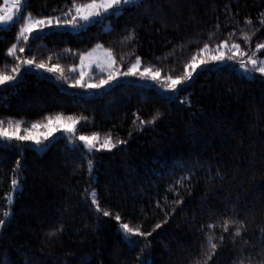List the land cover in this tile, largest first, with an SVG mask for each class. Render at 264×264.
Instances as JSON below:
<instances>
[{"label": "trees", "instance_id": "obj_1", "mask_svg": "<svg viewBox=\"0 0 264 264\" xmlns=\"http://www.w3.org/2000/svg\"><path fill=\"white\" fill-rule=\"evenodd\" d=\"M70 4L26 0L23 12L59 17ZM261 13L264 0H142L139 7L111 12L79 31L53 30L28 42L16 40L21 20L0 30V70L10 71L16 63L7 48L18 43L25 51L17 55L59 64L68 77L62 86H69L77 76L72 66L79 65L80 53L100 44L113 50L122 70L140 55L144 66L160 67L161 75L182 74L183 64L205 42L214 48L221 40L236 39L248 48L239 34L254 28L259 31L251 47L264 42ZM131 29L135 37L128 39ZM33 66L22 65L12 86L0 91V118L21 120L27 127L49 114H74L87 118L77 123V136L96 131L101 138L110 133L128 143L87 157L94 161L91 173L87 158L68 145L66 136L49 139L44 151L25 147L20 152L0 144V218L5 209L11 211L0 229V264H137V253L148 241L146 264H193L203 255L201 246L208 248L206 233L215 239L221 231L200 225L229 214L245 220L246 228L235 242L225 233L209 264H264V80L259 73L256 79L247 78L229 63L200 68L178 95L166 96L130 80L87 96L63 88ZM102 75L106 73L95 79ZM181 97L190 99L191 106ZM157 110L162 118L138 130L137 113L151 119ZM17 156L22 160L21 183L13 190L10 179ZM187 169L191 194H185L182 207L167 223L152 231L164 219L157 200L165 203L166 194L169 201L176 198L169 185ZM217 170L222 179L215 177ZM93 188L102 207L119 212L151 236L134 238L135 246L126 243L114 215L101 213L98 218L90 198H84V190ZM60 224L64 231L49 237V229Z\"/></svg>", "mask_w": 264, "mask_h": 264}, {"label": "snow or ice", "instance_id": "obj_2", "mask_svg": "<svg viewBox=\"0 0 264 264\" xmlns=\"http://www.w3.org/2000/svg\"><path fill=\"white\" fill-rule=\"evenodd\" d=\"M142 0H71L70 6L67 11L62 12L61 16H33L31 11H27L25 14L22 10L26 7V0H4L3 4H0V25H7L9 22H19V31L16 34V40L29 41V36L34 31L43 30L49 26H63L70 25L73 28L83 27L88 22L92 21L96 17H101L110 12L120 14L127 8L139 7ZM245 20L249 25L253 24L251 17H246ZM259 24L264 26V13L260 14ZM259 29L254 28L252 32L241 31L240 37L243 39V43L248 45V48L241 46V43L236 39H233L231 43L227 39L221 40L214 48H210L208 42H205L203 46L196 50L186 63L183 64L182 74H165L161 75V68L148 64L144 66L142 63V57L135 55L134 59H130V62L126 67H122L117 63V58L113 54L111 48L103 49L105 57L101 62L100 57L93 58V53L96 49L103 48L102 45L97 44L96 49L90 52L80 53V71L79 74L70 81L72 86H78L83 89H101L106 85H110L112 82L122 77H138L141 80L155 82L163 92H171L179 94V91L188 84L193 78V74L197 72L202 66L210 67L213 65H220L221 68L228 66L229 62H234L247 78L256 79V73L264 80V42H256L255 47H251L253 37ZM236 29L232 30L235 33ZM229 33V35H232ZM135 37V30L131 29L128 34V39ZM17 51L23 53L25 48L18 43H12L7 48V53L12 56L16 63L11 66L10 71L0 70V91L12 86V82L17 80V74L20 73L23 66H35L36 69H46L48 72H58L61 75L58 79L67 80L68 77L63 76V70L59 64H47L44 60L36 62L32 57H22L17 55ZM205 55L201 56L200 54ZM258 53H261L258 55ZM134 54L129 53V57ZM123 57H121V60ZM85 60L88 61L87 65ZM96 64L100 67L106 75H102L99 79L93 80L90 76L86 78L87 67H91ZM75 70L76 65L72 66ZM165 99H169L165 97ZM182 102L191 106L192 101L184 97L180 98ZM163 113L157 110L155 114L151 116V119H143L137 113V120L135 121L140 125L138 130H143L146 125H154L159 119H161ZM81 120H87L86 117L79 115H65L58 112L55 115H46L41 119L33 120L27 127H22V121L13 118H0V144L11 146L22 152L25 147H32L34 150H45L51 141L49 137H53V133L57 129L62 128L63 133L66 134L68 145L80 151L82 156L87 158L95 154L97 150H112L118 145L127 144V140L114 138L110 133L101 138L100 133L92 131L91 133L79 132L77 136V123ZM41 128L43 129L41 131ZM131 131L128 135L131 136ZM87 168L89 173L94 168V161L91 158H87ZM182 166V165H181ZM22 168V160L20 156H17L15 164L12 169V176L10 179V185L13 190L20 186L21 180L19 178ZM216 178L222 179L223 176L219 170L215 173ZM191 169H187V174L174 181L169 185L168 191L175 194V199L169 201L167 194L164 196L165 203L161 204L157 200V207L164 212V219L159 220L154 225L152 231L161 228V226L167 223L168 218L172 217L177 212L178 208L182 207L185 200V194L190 195L192 192V186L186 181L191 180ZM84 198L87 200L90 198L91 206H94L96 213L103 214V216L114 215L115 220L118 222L121 238L130 246H135L136 237L147 238L151 236L152 232L144 231L140 226H132L129 222L124 221L119 212L113 214L111 210L101 206L100 199L96 189L84 190ZM12 196H8V200L11 201ZM170 209V210H166ZM4 218H0V229L6 226L7 218L11 215L9 209H5L2 213ZM234 226V231L230 232V229ZM211 230L219 228L220 234L217 238H213V235H207L208 248L205 250L202 247V257L194 259L193 264H209V261L213 260V257L217 254V249L221 247L225 242V233H229L235 242L241 237V233L245 230V220L235 218L231 214L221 215L214 219L212 222L205 225H200L201 229ZM64 231V225L49 229L47 235L54 237ZM150 247V241L141 246L140 252L137 253V264H146L147 258L144 257V249ZM85 264H90V261H86Z\"/></svg>", "mask_w": 264, "mask_h": 264}, {"label": "rangeland", "instance_id": "obj_3", "mask_svg": "<svg viewBox=\"0 0 264 264\" xmlns=\"http://www.w3.org/2000/svg\"><path fill=\"white\" fill-rule=\"evenodd\" d=\"M4 0H2V4H3ZM23 11V10H22ZM111 13V12H110ZM109 14V13H108ZM107 14L101 16V17H96L94 18L92 21L88 22L87 24H85L82 28L81 27H77V28H73L72 26L70 25H63V26H49V27H46L44 28L43 30H40V31H34L32 34H30L29 36V39L30 38H33L41 33H48V32H51L53 30H61V31H64V30H71V31H79L81 29H83L84 27H86L87 25L91 24L92 22H95L97 20H102ZM13 23L15 22H9L7 25H0V30L3 29V28H7L9 27L10 25H12ZM22 41V40H20ZM96 49V47L94 48ZM103 49H106V48H100V49H96L95 52L93 53V58L95 57H100L101 58V62H103L104 60V57H105V53L103 51ZM93 50V49H92ZM91 50V51H92ZM88 61L85 60V64L87 65ZM230 64H233L235 65L234 62H229ZM80 65V63H79ZM79 65L76 66L75 70L72 69V74L73 75H78L79 74V71H80V67ZM215 66H219V65H213V66H210V67H215ZM28 68V69H33L32 66H24L23 68ZM34 67V66H33ZM201 68H204V66H202ZM36 69V68H35ZM38 70L39 72H41L43 75H45V77L47 78H50L54 81H56L58 84H60L61 86L64 85V83L62 82L63 80L62 79H58L57 77L60 76V73L58 72H48L46 69H36ZM240 70V69H239ZM86 71V78L87 77H91L93 80H96V76L101 74V73H105L100 67H97L96 64H93L91 67H87L85 69ZM95 71H97V73H95ZM241 71V70H240ZM258 74V73H256ZM130 80H133L134 82L138 83V84H142V85H145V86H149V87H155L157 88L161 93H163L164 95H170V96H173L174 93H171V92H163L161 90V88L155 83V82H152V81H146V80H141L140 78L138 77H122L114 82H112L110 85H113L115 83H119V82H122V81H130ZM72 85L69 84V86H65L63 88L67 89V90H72L74 92H77V93H83L84 95H87V96H90V95H99L104 88H107V86L109 85H106L104 86L103 88L101 89H83V88H80L78 86L75 87V89H73L72 87H70ZM1 87V86H0ZM43 129L41 128V131ZM59 136H66L65 133H63V129L60 128V129H57V131L55 133H53V137H49V139H54L56 137H59ZM40 151H44V150H40Z\"/></svg>", "mask_w": 264, "mask_h": 264}]
</instances>
